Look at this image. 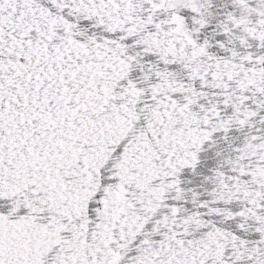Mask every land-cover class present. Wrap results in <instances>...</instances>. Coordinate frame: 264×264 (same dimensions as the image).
<instances>
[{"label": "snow or ice", "instance_id": "6c2138e0", "mask_svg": "<svg viewBox=\"0 0 264 264\" xmlns=\"http://www.w3.org/2000/svg\"><path fill=\"white\" fill-rule=\"evenodd\" d=\"M0 264H264V0H0Z\"/></svg>", "mask_w": 264, "mask_h": 264}]
</instances>
